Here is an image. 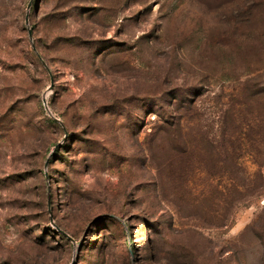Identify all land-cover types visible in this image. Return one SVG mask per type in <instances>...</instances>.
I'll use <instances>...</instances> for the list:
<instances>
[{
  "label": "rangeland",
  "instance_id": "rangeland-1",
  "mask_svg": "<svg viewBox=\"0 0 264 264\" xmlns=\"http://www.w3.org/2000/svg\"><path fill=\"white\" fill-rule=\"evenodd\" d=\"M0 264H264V0H0Z\"/></svg>",
  "mask_w": 264,
  "mask_h": 264
},
{
  "label": "water",
  "instance_id": "water-1",
  "mask_svg": "<svg viewBox=\"0 0 264 264\" xmlns=\"http://www.w3.org/2000/svg\"><path fill=\"white\" fill-rule=\"evenodd\" d=\"M52 88V87H51ZM44 104L46 105V101H44ZM58 147L55 148V150L57 149Z\"/></svg>",
  "mask_w": 264,
  "mask_h": 264
}]
</instances>
